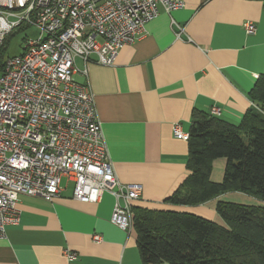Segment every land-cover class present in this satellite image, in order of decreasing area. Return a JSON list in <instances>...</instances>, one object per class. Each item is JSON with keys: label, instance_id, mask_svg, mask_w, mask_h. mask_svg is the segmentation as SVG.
Masks as SVG:
<instances>
[{"label": "crops", "instance_id": "1", "mask_svg": "<svg viewBox=\"0 0 264 264\" xmlns=\"http://www.w3.org/2000/svg\"><path fill=\"white\" fill-rule=\"evenodd\" d=\"M246 23L256 25L255 35H247ZM76 66V81L94 94L120 182L142 187L135 207L185 212L224 226L219 203L264 206L241 193L196 207L166 203L189 174L188 142L175 138V124L189 135L195 110L211 114L217 108L218 118L238 125L252 108L249 94L264 76V0H185L182 10H161L114 67L91 63L86 76L84 62ZM225 165L224 159L214 162L213 183L223 181ZM62 187L53 203L20 197V222L0 239V264H143L136 231L111 222V194L84 203L68 191L67 179ZM67 251L76 255L71 262Z\"/></svg>", "mask_w": 264, "mask_h": 264}, {"label": "built area", "instance_id": "2", "mask_svg": "<svg viewBox=\"0 0 264 264\" xmlns=\"http://www.w3.org/2000/svg\"><path fill=\"white\" fill-rule=\"evenodd\" d=\"M184 7L185 0H0V53L16 32H38L25 38L21 55L6 58L0 74V239L20 222L21 196L53 203L64 179L74 183L73 198L80 202L97 203L111 194L112 224L133 230L142 187L120 182L94 94L75 79L76 60L84 62L86 76L91 63L114 67L161 10L172 14ZM244 28L249 36L257 32L254 23ZM173 133L189 139L181 124ZM93 240L100 243L102 236ZM65 256L69 262L76 258L70 251Z\"/></svg>", "mask_w": 264, "mask_h": 264}, {"label": "trees", "instance_id": "3", "mask_svg": "<svg viewBox=\"0 0 264 264\" xmlns=\"http://www.w3.org/2000/svg\"><path fill=\"white\" fill-rule=\"evenodd\" d=\"M249 97L252 108L238 125L193 112L189 174L166 203L196 207L241 193L264 204V76ZM219 159L226 161L225 175L221 183H213L211 173ZM133 213L143 264H264V206L221 202L217 214L224 226L185 212L134 206Z\"/></svg>", "mask_w": 264, "mask_h": 264}, {"label": "rangeland", "instance_id": "4", "mask_svg": "<svg viewBox=\"0 0 264 264\" xmlns=\"http://www.w3.org/2000/svg\"><path fill=\"white\" fill-rule=\"evenodd\" d=\"M38 36V32L35 28H30L26 30H21L19 32H16L10 39L7 44L6 50L4 51V61L8 57H16L22 54L23 52V47H24V40L25 38H36ZM66 179H64V182L62 183L65 186ZM68 186V191L72 192L74 189V183L67 184ZM102 242H103V237H102ZM100 242V243H102Z\"/></svg>", "mask_w": 264, "mask_h": 264}, {"label": "bare ground", "instance_id": "5", "mask_svg": "<svg viewBox=\"0 0 264 264\" xmlns=\"http://www.w3.org/2000/svg\"><path fill=\"white\" fill-rule=\"evenodd\" d=\"M161 14V13H160ZM157 19V18H156ZM154 21V20H153ZM131 46V45H130ZM127 47V46H126Z\"/></svg>", "mask_w": 264, "mask_h": 264}]
</instances>
